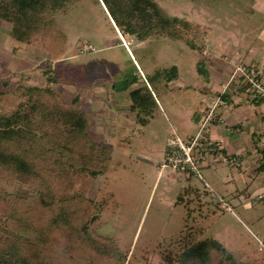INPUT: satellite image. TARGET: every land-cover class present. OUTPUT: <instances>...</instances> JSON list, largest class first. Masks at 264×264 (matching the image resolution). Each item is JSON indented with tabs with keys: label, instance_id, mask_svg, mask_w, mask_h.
<instances>
[{
	"label": "rangeland",
	"instance_id": "374dc122",
	"mask_svg": "<svg viewBox=\"0 0 264 264\" xmlns=\"http://www.w3.org/2000/svg\"><path fill=\"white\" fill-rule=\"evenodd\" d=\"M156 1L168 13L185 16L196 24L199 50L182 40L161 36L146 40L126 37L133 40L126 47L120 44L122 35L106 7L96 0H77L56 16L68 34L71 61L84 62L88 74H108L110 81H115L113 91L102 98L108 113L101 126L111 134L105 142L121 165L100 176L90 190L91 198L98 201L113 197L92 226L97 225L102 237L117 242L126 254L124 264H179L170 263L167 256L174 258L186 240L195 237L216 238L241 262L264 264V172L256 169L252 157L243 160V165L252 161L248 168L225 160L214 163L203 169L204 180L168 169L159 173L167 139L174 129L188 138L199 126L200 110L212 93L214 71L224 68L233 72L230 63L238 55L246 63L264 68V0ZM2 41L4 50L7 42L4 38ZM204 50L211 55L205 56ZM172 66L177 74H155ZM22 81L35 83L27 78ZM57 87L67 99L76 95L71 85ZM136 90L146 98V108L150 109L147 115L144 107L135 103L139 93L132 92ZM86 95L87 89L83 97ZM244 95L254 97L250 91ZM81 107L88 109L85 98ZM88 113L98 118L94 112ZM91 121L93 124V118ZM127 138L129 145L117 146L114 142ZM254 179L259 183L255 187L250 183ZM56 185L57 190L68 191L64 185ZM185 188L192 189L189 196L178 201ZM26 191L27 183L10 177L0 179V229L6 225L30 241H39L38 231L27 223L38 216H26L30 199L8 196ZM220 198L231 210L222 207ZM0 234L4 236L5 232ZM55 237V243L61 242L62 237ZM214 256L212 264H218V254L214 252Z\"/></svg>",
	"mask_w": 264,
	"mask_h": 264
},
{
	"label": "trees",
	"instance_id": "16d2710c",
	"mask_svg": "<svg viewBox=\"0 0 264 264\" xmlns=\"http://www.w3.org/2000/svg\"><path fill=\"white\" fill-rule=\"evenodd\" d=\"M76 1L0 0V20L11 25L10 37L17 43L13 52L22 55L38 48L48 55L42 67L45 85L24 84L6 70L0 77V179L10 177L28 184L25 194L8 196L14 200L30 199L26 216H38L27 223L39 233V241H30L6 225L2 227L0 231L5 235L0 234V264L125 262L126 254L117 242L102 237L97 225L92 226L113 197L98 201L91 198L90 190L100 176L118 168L121 161L115 159L112 147L88 131L90 117L81 107V91L90 84L87 68L83 63L62 61L68 34L59 26L56 16ZM96 1L106 7L124 38L168 37L199 50L196 24L185 16L168 13L156 0ZM162 72L177 74V69L161 68L155 74ZM62 83L77 90L72 99H67L57 87ZM132 93H139L134 97L135 103L144 107L145 115L149 114L144 94L139 90ZM118 143L129 145L130 140ZM212 150L217 153L219 148ZM57 183L68 191L57 190ZM191 190L185 188L178 201H185ZM54 234L63 240L55 243ZM74 240L78 243L74 244ZM67 248L73 249L64 252ZM214 252L218 254V264H246L213 237L186 240L181 251L174 258L167 256V260L212 264Z\"/></svg>",
	"mask_w": 264,
	"mask_h": 264
},
{
	"label": "crops",
	"instance_id": "0c3cea01",
	"mask_svg": "<svg viewBox=\"0 0 264 264\" xmlns=\"http://www.w3.org/2000/svg\"><path fill=\"white\" fill-rule=\"evenodd\" d=\"M10 30L11 25L4 20H0V53L3 55V59L0 60V77L3 71L6 70V72H10L15 80H19L24 84H47L46 77L42 72V64L48 58V55L38 48L25 51L22 55L15 54L13 52V48L17 45V43L13 39L11 40ZM119 34L122 35L120 31ZM121 37L123 38V41L120 44H123L126 47H128V44L133 41L132 39L129 41L125 40L123 35ZM3 38L7 42V48L4 50H2ZM203 52L207 57L211 55L207 50H204ZM70 56L71 55H69V50L67 48L62 61L76 62L71 61L70 58L72 56ZM237 61H243L246 63V61L239 55L235 62ZM235 62L230 63L231 68L234 67ZM77 63L85 64L84 62ZM256 68L259 70L260 77L264 82V68ZM230 71L232 72V69ZM230 71L228 72L224 70V68L218 72L214 71L215 74L212 75L213 80L211 82L212 93L200 110L202 120L200 121L199 126L192 131L188 137L195 135L200 129L207 106L213 98L220 93L222 85L230 78L232 74ZM88 77L90 79V84L81 91V103L85 98L88 109H82L86 110L87 113L88 110H90L94 112L95 115L97 114L96 116L98 118L96 119L94 118V115L92 116L93 124L89 122L88 131L95 139L106 143L107 138H110L111 134L107 131V129L105 131L104 127L102 128L101 126L104 121V114L108 113L104 110L102 98L104 95L108 96L109 93L113 91L115 81H110L111 76L108 74H88ZM23 78L33 80L35 83L22 81ZM86 89L87 95L83 97L84 90ZM245 91L250 90L246 87L239 88L235 84L230 85L224 95V101L218 109V118L213 120L206 128L205 136L208 140L214 142V147H218L219 150L217 153L211 152V154L207 156L205 162L203 163V169L210 167L214 163L220 162L223 156H227L229 158L236 157L240 162L238 167L242 168L243 166L248 168L251 164L253 165L252 161L243 165V160L245 157H252L253 161L256 162V169L264 172V98L257 96L255 93L254 97H247L244 95ZM74 92L77 93V90L75 89ZM250 92L253 93L252 91ZM105 116L107 117V115ZM89 117L91 121L92 118L90 115ZM95 121H97L96 127L94 125ZM120 140L123 139H114L117 146H119L118 142ZM165 153L166 148L164 150V154ZM164 172L162 174H164ZM181 175L188 177V175L185 174ZM182 178L185 179V177ZM262 182H264V180ZM250 183L254 187L259 185L255 179L251 180Z\"/></svg>",
	"mask_w": 264,
	"mask_h": 264
},
{
	"label": "built area",
	"instance_id": "2783aa9c",
	"mask_svg": "<svg viewBox=\"0 0 264 264\" xmlns=\"http://www.w3.org/2000/svg\"><path fill=\"white\" fill-rule=\"evenodd\" d=\"M88 48H92V46ZM232 84L237 85L239 88L246 87L257 96L264 98V82L260 77L259 70L243 61L235 62L230 78L222 85L220 93L207 106L198 132L191 137L183 138L174 130L173 134L167 139L165 157L160 162L161 174L168 169L171 172L182 173L191 177L196 176L204 180L203 163L207 156L213 152L212 149L214 147V142L208 140L205 136V130L213 120L218 118V109L224 101V95ZM222 160L237 164V166L240 165L236 157L223 156ZM205 185L209 186L207 182ZM220 201L223 202L222 207L231 210L227 201L223 198H220Z\"/></svg>",
	"mask_w": 264,
	"mask_h": 264
}]
</instances>
